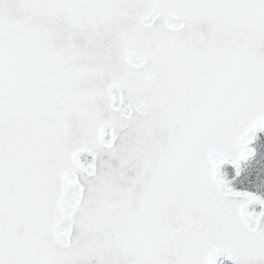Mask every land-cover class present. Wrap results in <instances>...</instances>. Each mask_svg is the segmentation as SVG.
<instances>
[{
  "label": "snow or ice",
  "instance_id": "6c2138e0",
  "mask_svg": "<svg viewBox=\"0 0 264 264\" xmlns=\"http://www.w3.org/2000/svg\"><path fill=\"white\" fill-rule=\"evenodd\" d=\"M254 129L264 0H0V264H264Z\"/></svg>",
  "mask_w": 264,
  "mask_h": 264
},
{
  "label": "rangeland",
  "instance_id": "374dc122",
  "mask_svg": "<svg viewBox=\"0 0 264 264\" xmlns=\"http://www.w3.org/2000/svg\"><path fill=\"white\" fill-rule=\"evenodd\" d=\"M251 139L254 156L240 167L239 174H237V170H232L227 164L223 166L221 173L233 190L254 192L264 198V131ZM253 209L259 212V206ZM221 261L223 264H231L225 258H220L217 264H220Z\"/></svg>",
  "mask_w": 264,
  "mask_h": 264
},
{
  "label": "water",
  "instance_id": "95a60500",
  "mask_svg": "<svg viewBox=\"0 0 264 264\" xmlns=\"http://www.w3.org/2000/svg\"><path fill=\"white\" fill-rule=\"evenodd\" d=\"M107 131V130H106ZM261 130H253V131H251L249 134H248V138H250L251 137V135H253V134H256V133H258V132H260ZM248 147H249V145H248ZM248 157H246L245 159H242V160H240L239 162H238V168H239V166L241 165V163L242 162H244L246 159H247ZM224 164H227V165H229V166H231L233 169H237V165H234L232 162H231V160L229 159V161L228 162H226V163H224ZM223 165V164H222ZM222 165L220 166V168H219V176H221L220 175V173H221V167H222ZM250 206H252V205H249V207Z\"/></svg>",
  "mask_w": 264,
  "mask_h": 264
}]
</instances>
